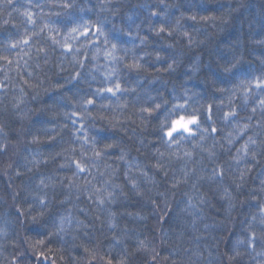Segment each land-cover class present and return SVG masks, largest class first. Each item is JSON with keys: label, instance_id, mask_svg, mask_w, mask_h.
<instances>
[{"label": "trees", "instance_id": "16d2710c", "mask_svg": "<svg viewBox=\"0 0 264 264\" xmlns=\"http://www.w3.org/2000/svg\"><path fill=\"white\" fill-rule=\"evenodd\" d=\"M63 2L0 0V57H7L0 59V147L5 149L0 151V264H105L101 257L112 259L113 264L121 257L126 264H144L145 260L147 264H217L221 260L229 264L227 256L238 239L247 238L245 230L249 223L259 230L253 215H260L259 202L264 200V193L260 192L264 187V150L253 146L258 153L256 160L248 158L238 166L248 169L242 181L231 160L249 136L258 144L264 141V129L260 127L264 110L258 107L264 92L253 87L246 102L242 91L231 96L230 105L228 102L237 74L253 79L264 73V64L260 62L264 45L255 43L264 40V0H74L72 9L60 7ZM152 11L161 15L153 17ZM24 12L32 16L34 24L28 23ZM192 16L196 19H189ZM177 19L179 30L169 35L167 29L177 27ZM73 20L99 24L109 40L118 45L117 55H124L123 49H131L125 62L130 63L132 56L142 58L140 62L146 71H129L124 63H110L103 51L93 60L97 46L111 47L103 43L102 36L93 37L96 43L87 48L82 46L85 39L80 37L72 52H65L61 44ZM162 25L166 28L164 33L153 31ZM183 32L189 36H183ZM53 37L60 43H53ZM139 37H144L146 43L141 44ZM25 38L29 40L27 45L22 43ZM17 42L21 43L12 48ZM73 54L83 61V68L72 62ZM237 58L240 63L233 72L224 73V66ZM168 64H173L175 71H164ZM194 66L198 70L192 71ZM112 67L118 69L122 87L129 91L117 97L105 93L107 99L97 98L96 105L90 107L92 115H85L73 125L76 117L66 118L65 113L80 112L77 101L91 97L105 86V74ZM77 72L81 76L72 80ZM218 88L225 92H218ZM185 89L189 90L187 94ZM188 96L192 99L188 100ZM100 103L110 106L101 108ZM118 103L126 106L117 107ZM155 103H160L161 108L152 116L140 112L142 106L154 107ZM175 103L185 104L189 112L203 104L199 118L201 126L209 129L213 121L208 120L206 108L212 104L218 132L208 135L200 144L212 149L216 156L210 160L206 151L193 148L199 141L197 135L182 141L179 149L180 156L185 149L191 151V158L166 154L161 158L164 169L157 170L153 167L156 149H166L156 126ZM217 104H221L219 109ZM229 107L235 108L237 115L225 122L223 114ZM237 124H247L248 128L232 144H227L224 137ZM45 129L50 131L45 133ZM85 134L89 144L97 140V150L103 149L104 144L113 147L96 159L89 145H83ZM33 137L37 138L35 142ZM122 151L127 153L125 160L119 159ZM38 154H42L38 166L27 164L25 158L33 160ZM69 157L87 166L78 180L82 186L85 178L91 181L86 191L82 188L77 192L68 186L67 177L76 171ZM64 163L68 166L61 168ZM218 164L225 169L222 181L219 177V183L197 181V173L202 170L207 176ZM106 165L117 170L114 175ZM137 166L154 183H145ZM181 168L192 175L187 183L173 188V178L183 175ZM17 171L21 175L17 176ZM126 176L140 184L144 196L133 192ZM47 177L56 186L38 187L39 181ZM105 180L110 181L109 187L111 183L121 185L127 195L119 196L115 203L98 205L96 195L89 193L94 192L93 186L103 187ZM237 183L241 184L239 189ZM225 188L233 198L230 210L228 200L221 198ZM157 192L164 195H156ZM201 194L205 203L193 199L196 207H189V197ZM37 195L45 196V207L34 198ZM105 209L116 213L117 227H108ZM137 215L147 219H137ZM65 216L71 217V222L65 223L64 231H58L60 218ZM161 235L165 240L156 241L160 247L155 254L134 251L137 238ZM41 240L43 244L37 243ZM85 248L94 250L95 256L90 257ZM239 250L241 255L231 264H264V256L257 255L264 251L259 241L255 250L247 245L239 246Z\"/></svg>", "mask_w": 264, "mask_h": 264}, {"label": "snow or ice", "instance_id": "6c2138e0", "mask_svg": "<svg viewBox=\"0 0 264 264\" xmlns=\"http://www.w3.org/2000/svg\"><path fill=\"white\" fill-rule=\"evenodd\" d=\"M8 3H12V0H8ZM59 6L64 8V9H72L74 7V0H64V2L61 3ZM102 7L106 8V5H102ZM22 14L27 16L29 24H34L32 16L29 13L24 12ZM159 15H161V13L156 12V11L151 12V16H153V17L159 16ZM69 18L71 19V17H69ZM129 19L131 20V17H129ZM189 19L195 20L196 17L192 16V17H189ZM200 19L201 20H208V19H212V18L211 17H201ZM4 23H7V21H4ZM72 23H73V26L65 34L64 41L61 44V47L64 49L65 52H72L73 44L80 37H83L85 39V43L82 46L87 48L88 44L96 43V41H95V39H93V37L102 36V37H104L103 43L105 45L111 44V47L101 49L99 46H97L93 52V55H92L93 60H96L98 58L99 54L101 53V51H103V55H104L105 60L109 61L110 63H117V62L124 63V67L127 68L129 71H135V72L146 71V69L144 68V65L140 62V60L142 58H137L135 56H132L130 63L125 62L127 54H128V52L131 51V49H127V48L123 49L124 55H117V52L120 51V49L118 48V45L116 43H112L109 40L108 33H106L104 31L103 27H101L99 24L93 25V23L87 22V21L83 22V23H78L75 20H73ZM176 25H177V27H175V28H168L167 29L169 35H171L173 32H176L179 30L180 19L176 20ZM149 26L151 27V21H149ZM44 27L47 28L48 25L45 24ZM93 27H95V32H92ZM41 30H43V29H41ZM50 30L51 31H58L57 29H50ZM153 31H155L157 34H160V33H164L166 31V28H165V26L162 25L158 29H153ZM125 34L127 35L128 33H125ZM181 34L185 37L189 36V34L187 32H183ZM132 38L135 39L136 37H132ZM52 39H53V43H60L54 37ZM139 39H140L141 44L146 43V39L144 37H139ZM19 43H21V42L13 43L11 45V47L16 48ZM22 43L27 45L29 43V40L27 38H25L22 41ZM255 43H257L259 45H264V40H257V41H255ZM41 51H43V50L41 49ZM79 51H80V49L77 48L76 52H79ZM0 59H7V57H0ZM156 59L157 60L161 59L159 53L156 54ZM72 62L75 64H79L81 68L84 67L83 61L79 60L75 54L72 55ZM260 62H261V64H264V57L260 58ZM9 63H11V61H9ZM239 63H240V59L237 58L235 60V62L224 66L223 72L224 73H232L233 70L237 67V65ZM196 70H198V69L194 66L192 71H196ZM157 71L159 72L160 69H157ZM164 71H175V68H174L173 64H168L167 68L164 69ZM117 73H118V69L116 67L110 68L107 71V73L105 74L106 85L98 88L95 91V93L92 94L91 97H88V98L81 97L77 101V104H79L81 107V111L77 112V111L73 110L70 114L65 113V117L66 118H68L69 116L76 117V119L72 120V124L75 125V124H77L78 120H82L85 115H88V116L92 115V113L90 111V107L96 105L97 98L107 99L108 97L104 95L105 93H107L111 97H117L119 93L129 91V89L122 87V84L119 80ZM29 75H31V73H29ZM80 76H81V73L77 72L74 76L71 77V79L75 80ZM113 77H116V79L113 80ZM235 78H236L237 82L234 85V88L232 90H230L231 95L228 98L229 105L231 104V96H234L237 92H241V91L243 92L245 102L248 99L249 90L252 89L253 87L256 89H260L261 92H264V73H262L261 75L255 76L253 79L242 78L239 76V74H237V76ZM132 91H135V89H132ZM184 91L187 94L189 90L185 89ZM217 91L220 93H224L225 89L224 88H218ZM255 94L256 93H253V95H255ZM192 95H196V94H192ZM149 99H154V98L149 97ZM174 99H179V98L174 97ZM187 99L191 100L192 96H188ZM146 103H147V101H146ZM165 103H167V101H165ZM222 103L223 102H221V104ZM221 104H217L216 108L219 109L221 107ZM109 106H110V104H104V103L99 104V107H101V108H107ZM116 106L123 108L126 105L118 103ZM258 107H260L262 110H264V96L261 97ZM160 108H161V104L155 103L154 107H152L151 105L146 106V107L142 106L140 108V112L141 113H147L148 116H152L153 113L157 109H160ZM204 108H205V106L203 104H201L200 108L193 109V111L191 113H189L185 104L175 103L172 105V107L170 109H167L165 111L163 118L160 119L159 127H160L161 132H162V136L160 137V140H165V137L167 138L165 140V143H164V147L166 149V152L160 151V149H156L157 160H156V163L153 165V167H155L157 170L164 169V165L161 163V158H163L166 154L169 157H177L179 159H183L184 157L191 158L193 156V153L191 151L185 149L183 151V156H180L179 149L181 147L182 141H187L189 138L196 137L197 135H199V141H197L196 143H194L192 145L193 148L200 147L201 151L207 152L208 158L210 160H214L216 153L212 149H205V148L201 147V144H200V141L206 140L208 138V135L218 132V128L215 125L214 120H213L214 109H213L212 104L207 105L206 111L208 112V120L213 121V123H212L210 129L201 126L199 116H200L201 109H204ZM252 111L255 112L256 108H253ZM236 115H237L236 109L229 107V110L224 112L223 119L225 122H230L232 120V118L235 117ZM101 119H103V117H101ZM249 119H250V117H249ZM141 122L143 123V119L141 120ZM111 126L114 127L115 125L113 124ZM260 127L262 129H264V123H261ZM82 128H83V124H81V129ZM247 128H248L247 124H244V125L237 124V126H235L233 128V130L228 132L227 136L224 137L225 142L227 144H232L233 141L237 138V136L242 135L247 130ZM81 129H77V131H79ZM44 131H45V133H47L50 130L45 129ZM219 131H222V129H219ZM73 135H75V133H73ZM77 139H79V137H77ZM33 140L35 142L37 140V138L33 137ZM97 143H98L97 140L93 139L91 141V143L89 144L87 134H85V137L83 139V145H89L91 152H92V156L95 157L96 159L101 158L104 150L110 149L113 147L112 144H104L103 149L97 150ZM83 145H82V150H81V156L82 157L85 155V150L83 148ZM253 146H258L262 150H264V141H260L258 144V142L254 139V137L249 136L248 139L245 140L244 143L239 148L236 149V154L231 157V160L237 166L236 170L239 172V179L241 181L244 179V176H245L246 171L248 169L247 168L240 169L238 166L248 158H250L252 160H256L258 153H257L256 147H253ZM4 150H5L4 148L0 147V151H4ZM72 151H75V149L73 148ZM225 151H227V149H225ZM40 155H42V154H38L36 156V158H34L33 160H27V158H25V160L27 161V164H31L33 166H38L40 163V159H39ZM55 155H61V153H55ZM126 156H127V153L122 151L120 156H119V159L125 160ZM69 159H71L72 163L75 165L76 171L72 174L71 177H67L68 182H69L68 186L71 188H75V190L77 192L81 191L82 188L86 191L87 186L91 185V181L87 180L85 178V183L82 186L81 184H79L78 180H79V174L85 173L88 170L87 166L81 160L72 159L71 157H69ZM45 162H47V160H45ZM125 162L127 163V161H125ZM27 164L25 166H27ZM67 166L68 165L66 163L60 165L61 168H64ZM230 167H232V165H230ZM106 168L111 169V175H114L115 172L117 171L115 168H111L110 165H106ZM28 170L31 171V168H29ZM130 170H131V168H129V171ZM137 170L140 172V174L142 176H144L145 183H148V184L154 183L153 179L151 177H149L147 175V173H145L143 171V169L139 168V166H137ZM194 171L195 170H193V172ZM181 172L183 173L182 177H174L173 178V182L171 185L173 188L177 187L181 183H187L190 175H192V173H190L185 168H181ZM224 172H225V169L223 168V166L218 164L212 170L211 174H209L207 176H205L203 171L201 170L199 173L196 174V179H197V181L207 179L210 182L219 183V181H217V177H219V179L222 181L223 177H224ZM16 175L19 176V175H21V173L19 171H17ZM102 175H103V173H102ZM165 175H167L166 172H165ZM126 178L129 179V182L131 183L132 190L136 195H138V196H144L145 195V191L141 188L140 184L137 183V181L135 179H132L131 177H127V176H126ZM233 183H235V180L233 181ZM109 184H110V181L105 180L103 187L96 188L93 186L94 192L89 193V195H92V194L96 195V201L95 202L100 206H103L106 203H109V204L115 203L119 196L127 195L123 191L121 185L111 183V185L109 187ZM261 184L264 185V180L261 181ZM49 186H52L53 188L56 186L55 183L52 181L51 177L42 178L39 181L38 187L48 188ZM195 187H196V184L193 183V188H195ZM236 187L239 189L241 187V184L237 183ZM117 189H120V191L117 192L116 191ZM148 191L150 192L152 190L148 189ZM260 192L264 193V187H261ZM29 194H31V192ZM157 195H163V194L157 192ZM34 198L39 201V204L42 207L46 206L45 196L37 195ZM221 198L228 200V209L230 210L233 207V204H232L233 198H232L231 193L228 192L227 188H225L223 190ZM193 199H197L198 203H200V204L205 203L204 195L201 194L195 198L189 197V200H188V206L189 207H196V205L193 203ZM105 211L108 213L107 217H106V223H107L108 227L109 228L117 227V224L115 222L116 213L113 211H110L108 209H105ZM259 213H260L259 216L253 215V220L256 221V223H258L260 225L259 230H257V228L254 227L253 224L249 223L247 229L245 230L246 232H248L247 238L244 240L238 239L236 241V245H234L232 250H231V254H229L227 256V260H228L229 264H231V262L233 260H235L237 256L241 255V252L239 250V246L247 245L249 248H253V250H255V244L257 241H259L261 243V245H264V200H261L259 202ZM137 219L143 220V219H145V217L142 215H137ZM70 222H71V217H67V216L61 217L60 218V224L58 226V231H64L65 223H70ZM37 243L43 244V241L42 240L37 241ZM117 243H119V241H117ZM85 251L88 253V255L90 257L95 256L94 250H90L88 248H85ZM134 251L135 252L148 251V244H147L146 239L137 238L136 242H135ZM257 255L264 256V251L258 252ZM101 259L104 260L105 264H113L112 259H105L104 257H101ZM164 259L167 260L168 258L164 257ZM117 264H126L125 258L121 257V259L119 261H117Z\"/></svg>", "mask_w": 264, "mask_h": 264}, {"label": "clouds", "instance_id": "9594fccd", "mask_svg": "<svg viewBox=\"0 0 264 264\" xmlns=\"http://www.w3.org/2000/svg\"><path fill=\"white\" fill-rule=\"evenodd\" d=\"M189 113H191V112H189ZM156 127H157V131L161 134L160 135V137H161L162 136V132H161V129H160L159 125H157ZM160 142H161V145H164L165 140H160ZM159 193H161V192H159ZM155 194L157 195V193H155ZM162 194L164 195V193H162ZM146 219H147V217H145V220ZM150 226H151V224H150ZM154 230L155 229L153 228V231ZM145 239H146L147 244H148V251L147 252L149 254H155L156 251H157V249L160 247V243H163L164 240H165V238H164L163 235H161L159 237L153 236V237H151V239H149V238L146 237ZM157 240H159L160 243H156ZM144 264H147V261L146 260L144 261ZM174 264H175V262H174ZM217 264H223V261L222 260L221 261H218Z\"/></svg>", "mask_w": 264, "mask_h": 264}]
</instances>
